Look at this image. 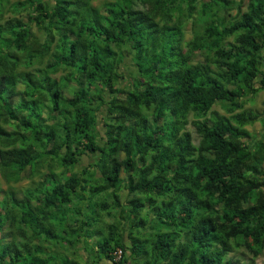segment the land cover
I'll return each mask as SVG.
<instances>
[{
	"label": "trees",
	"instance_id": "trees-1",
	"mask_svg": "<svg viewBox=\"0 0 264 264\" xmlns=\"http://www.w3.org/2000/svg\"><path fill=\"white\" fill-rule=\"evenodd\" d=\"M92 2L0 0V264L258 257L264 0Z\"/></svg>",
	"mask_w": 264,
	"mask_h": 264
},
{
	"label": "rangeland",
	"instance_id": "rangeland-1",
	"mask_svg": "<svg viewBox=\"0 0 264 264\" xmlns=\"http://www.w3.org/2000/svg\"><path fill=\"white\" fill-rule=\"evenodd\" d=\"M12 1H15V0H12ZM103 1L104 0H93L92 4L94 6H98ZM235 13H236V7H235V5H233L232 14L234 15ZM26 14H27V12H23L21 15H19V16L17 15V16L18 17H20V16L21 17H24V16L26 17ZM11 15H12L11 13H6V17H10ZM183 29H184V32H185L184 40L188 41L192 37V29H193V27L191 26L190 23H188V24H186V26H184ZM124 74L126 75V79L128 78L127 80L129 81V80H131L134 77L135 72L132 69H129V70H124ZM20 89H22V85L20 86ZM263 100H264V91H261L254 98H252V101H249V102L246 103L245 109H251V110H254V111L261 112L262 111V102H263ZM215 109L219 110L221 113H224V111L219 106H215ZM246 128L252 133V135L261 134L264 131V124L262 123V118L257 120L254 124L248 125ZM187 129L192 132V135L195 138L194 141L196 143L198 138H197L196 134L194 133L193 127L191 125H188ZM89 162H91L90 158H87V157L84 156L82 158L81 164L82 165H86ZM50 164H52V162H50ZM58 164L53 163V166L57 167ZM79 167H81V166H79ZM75 170L79 171L78 166L75 167ZM37 179H38V177L35 178V180H37ZM2 186L4 187V189L7 188V185H5V184H3ZM11 186L15 189V191H17L18 195L21 196L22 192L24 191V189L30 186V180L28 178H25V179H23L22 181H20V182H18L16 184H12ZM103 201L104 200L102 198H99V200L97 202L101 203ZM98 209L101 210L100 207H98ZM102 216H99L101 218L99 220V221H101V223H102V220L105 221L106 223H110L111 221L114 220V218L107 216L105 213H103ZM93 238H94V241H97V240L101 239L102 236L101 235H97V236L94 235ZM44 245L48 246L50 248L52 247L53 249H55L48 242H44ZM87 247H88L87 250H85L84 249L85 246H83V245L79 246L78 247V252L82 256H85V251L87 252V254L89 256L92 255L91 246H87ZM64 253L68 254L69 256L71 255L70 251H65L64 250ZM228 256L229 257H233L234 259H238L240 264H264V251H263V253L261 255H259L258 257L254 258L253 260H251V258H252L251 255L246 253L243 250H236V251L230 253ZM84 263H86V264H96L95 262L88 263L86 261V259H85ZM100 264H105V261H102Z\"/></svg>",
	"mask_w": 264,
	"mask_h": 264
},
{
	"label": "built area",
	"instance_id": "built-area-1",
	"mask_svg": "<svg viewBox=\"0 0 264 264\" xmlns=\"http://www.w3.org/2000/svg\"><path fill=\"white\" fill-rule=\"evenodd\" d=\"M113 254H114V256H115V259H119L120 256H121V251L118 249V250H116Z\"/></svg>",
	"mask_w": 264,
	"mask_h": 264
}]
</instances>
